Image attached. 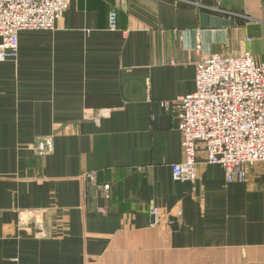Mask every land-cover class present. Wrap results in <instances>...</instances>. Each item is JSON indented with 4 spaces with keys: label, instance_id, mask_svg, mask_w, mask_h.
I'll list each match as a JSON object with an SVG mask.
<instances>
[{
    "label": "crops",
    "instance_id": "0c3cea01",
    "mask_svg": "<svg viewBox=\"0 0 264 264\" xmlns=\"http://www.w3.org/2000/svg\"><path fill=\"white\" fill-rule=\"evenodd\" d=\"M245 51L264 64V0H70L22 30L0 62V264L264 263V163L227 183L200 144L199 178L175 180L162 104L201 58Z\"/></svg>",
    "mask_w": 264,
    "mask_h": 264
},
{
    "label": "built area",
    "instance_id": "2783aa9c",
    "mask_svg": "<svg viewBox=\"0 0 264 264\" xmlns=\"http://www.w3.org/2000/svg\"><path fill=\"white\" fill-rule=\"evenodd\" d=\"M69 4L70 0H0V62L17 58L22 30H54ZM115 20L113 15V27ZM162 104L178 118L182 136L183 158L172 164L175 180L199 178L200 144L206 162L224 168L227 183L245 182L249 168L264 163V64L250 51L201 58L195 91ZM32 148L40 155L50 154L52 139L41 137ZM85 177L92 179L94 173ZM104 188L108 191L110 185ZM152 214L158 222L159 208Z\"/></svg>",
    "mask_w": 264,
    "mask_h": 264
}]
</instances>
